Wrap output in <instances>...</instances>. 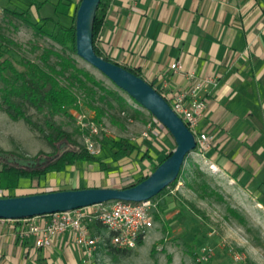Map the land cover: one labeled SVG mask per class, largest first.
Listing matches in <instances>:
<instances>
[{
  "label": "crops",
  "instance_id": "0c3cea01",
  "mask_svg": "<svg viewBox=\"0 0 264 264\" xmlns=\"http://www.w3.org/2000/svg\"><path fill=\"white\" fill-rule=\"evenodd\" d=\"M96 44L114 63L138 70L161 94L186 90L185 75L191 71L197 78L217 79L219 87L199 125L213 135L211 148L203 155L192 153L242 188L254 186L253 180L263 185L264 1L114 0ZM173 63L178 64L175 72L170 69ZM138 148L131 157L138 162L121 161L101 184L70 176L76 174L74 166L67 170L70 174L42 178L44 192L121 188L119 178L150 159L147 147ZM129 161V167H121ZM90 164L99 170L97 163ZM22 227L20 222L0 220V264H82L70 236L35 249L33 237H20Z\"/></svg>",
  "mask_w": 264,
  "mask_h": 264
},
{
  "label": "rangeland",
  "instance_id": "374dc122",
  "mask_svg": "<svg viewBox=\"0 0 264 264\" xmlns=\"http://www.w3.org/2000/svg\"><path fill=\"white\" fill-rule=\"evenodd\" d=\"M37 1L42 3L39 10L32 6L33 0H0V34L14 44L7 48L8 53L3 59H10L19 71L22 70L21 59L38 62L43 48L70 55L68 50L63 51L34 27L49 34L56 31L57 25L69 26L73 7L79 0L70 1L69 16L54 12L58 0ZM3 9L8 13L5 14ZM12 12H25L26 21L15 18ZM70 56L79 68L87 70L106 90L116 92L126 102L125 106H120L108 96L102 101L100 98L104 93L96 87L92 88L91 95L88 90L75 89L82 102L81 112L90 120L94 118L92 107L103 111V117L97 123L101 130V138L96 140L98 146H101L102 136L106 135L112 139H129L136 146L149 149L148 162L141 166L135 164L136 169L119 178L121 188L134 184L138 178L149 174L154 162L172 149L173 140L164 127L154 123L146 110L110 80L77 55ZM28 113L34 120L42 122V116L34 110L29 109ZM55 122L72 134L77 142L76 149H83V133L72 119L60 116ZM152 128L159 134H153ZM0 152L12 158L32 159L48 155L51 149L22 121L13 122L0 111ZM193 153L186 158L178 181L152 198L155 204L153 227L146 232L142 245L131 250L103 249L95 256L93 264H264V183L259 185L258 180H253L255 185L247 186L246 190L217 169L213 170L211 162ZM128 165H131L130 161L122 162L121 167ZM98 169L90 163L84 167L78 164L73 171L76 174H67L101 184L108 172L101 171L99 166ZM40 182V186L32 188L29 181H25L8 194L22 196L44 192L47 186L44 181ZM253 190L259 194H253ZM203 248L206 252H202Z\"/></svg>",
  "mask_w": 264,
  "mask_h": 264
},
{
  "label": "trees",
  "instance_id": "16d2710c",
  "mask_svg": "<svg viewBox=\"0 0 264 264\" xmlns=\"http://www.w3.org/2000/svg\"><path fill=\"white\" fill-rule=\"evenodd\" d=\"M70 1L58 0L54 5V12L69 16ZM80 1L73 7L72 21L69 26L57 25L56 31L49 34L40 27H34L38 33L47 36L63 51L68 50L70 55L75 56V16ZM113 1L100 0L92 31L95 53L109 62L113 61L102 53L96 43L101 26ZM32 6L34 9L39 10L42 3L33 0ZM3 11L5 14L8 13L7 9H3ZM12 16L26 21L25 12H12ZM0 42V111L5 113L13 122L22 121L31 131L36 132L38 137L51 149L48 155H39L32 159L12 158L0 152V192L3 193L0 198L14 197V195L5 193L20 188L22 182L29 181L30 187L36 188L40 180L48 174L67 172V170L78 164L97 163L101 171L109 172L116 170L121 161L137 155L139 148L129 139H112L103 135L99 155L91 156L84 148L76 149L77 142L73 139L72 134L55 122V118L60 116L68 117L75 122L73 113L80 112L82 107L80 96L75 92L77 88L88 90L89 95H91L92 88L96 87L104 93L100 98L102 101L108 96L112 100L118 101L120 106H125L126 102L116 92L106 90L92 74L83 68H79L74 58L53 48H43L38 56V62L21 59L19 64L22 70L19 71L10 59H3V56L8 53L7 48L14 45L13 42L6 39L2 34H0ZM120 66L146 81L138 70ZM150 86L152 85L150 84ZM155 90L162 96L158 89ZM166 101L168 102V100ZM107 105L110 107V104ZM29 109L42 116L41 123L33 119L32 115L28 113ZM92 109H94L93 120L100 123L103 111L99 108L92 107ZM152 120L154 123H158L153 117ZM174 148L173 141L172 149L150 167L149 174L138 178L134 184L126 187L146 179L171 154ZM144 156H147V154H144ZM179 176L173 184L178 181ZM258 204L261 203L258 202ZM138 245H142V239L139 240Z\"/></svg>",
  "mask_w": 264,
  "mask_h": 264
},
{
  "label": "built area",
  "instance_id": "2783aa9c",
  "mask_svg": "<svg viewBox=\"0 0 264 264\" xmlns=\"http://www.w3.org/2000/svg\"><path fill=\"white\" fill-rule=\"evenodd\" d=\"M170 69L177 71L178 64H171ZM185 79L189 83L186 90L162 94V97L168 100L171 109L194 135V152L203 155L211 148L214 138L207 129L199 128V125L205 118L208 103L215 95L219 83L212 76L197 78L192 71L185 75ZM73 114L78 130L83 133V148L89 155L98 156L100 146L96 140L101 138L98 124L81 111ZM152 133L159 134V131L152 128ZM2 194L0 192V196ZM154 207L151 199L139 203L111 201L70 212L20 220L18 222L23 224L20 237H33L34 248L41 249L51 247L57 237L66 234L80 251L81 263L93 264L95 256L103 249L136 248L139 240L153 227ZM202 252H206V249L203 248Z\"/></svg>",
  "mask_w": 264,
  "mask_h": 264
},
{
  "label": "water",
  "instance_id": "95a60500",
  "mask_svg": "<svg viewBox=\"0 0 264 264\" xmlns=\"http://www.w3.org/2000/svg\"><path fill=\"white\" fill-rule=\"evenodd\" d=\"M99 2L80 1L75 16L76 55L155 118L170 134L175 148L146 179L130 187L70 189L0 198V220L20 221L111 201L139 203L150 200L176 181L186 158L196 147L194 135L149 83L95 53L92 31Z\"/></svg>",
  "mask_w": 264,
  "mask_h": 264
},
{
  "label": "bare ground",
  "instance_id": "6f19581e",
  "mask_svg": "<svg viewBox=\"0 0 264 264\" xmlns=\"http://www.w3.org/2000/svg\"><path fill=\"white\" fill-rule=\"evenodd\" d=\"M212 169L215 170L214 167Z\"/></svg>",
  "mask_w": 264,
  "mask_h": 264
}]
</instances>
